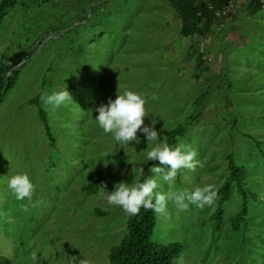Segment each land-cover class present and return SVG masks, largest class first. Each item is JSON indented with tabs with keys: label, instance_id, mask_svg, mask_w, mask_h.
Here are the masks:
<instances>
[{
	"label": "rangeland",
	"instance_id": "obj_1",
	"mask_svg": "<svg viewBox=\"0 0 264 264\" xmlns=\"http://www.w3.org/2000/svg\"><path fill=\"white\" fill-rule=\"evenodd\" d=\"M247 1L233 0L208 32L192 37L182 34L168 0H93L89 7L88 0H15L0 23V57L20 59L18 78L0 102V256L12 264H108L129 215L109 206L100 188L150 177L158 162L140 164L151 147L141 133L139 143L116 145L89 109L130 89L145 98L144 124L155 123L158 138L186 124L176 144L195 149L200 162L179 169L172 183L157 178V191L205 184L218 190L231 155L253 194L236 232L229 224L239 209L234 183L218 230L210 220L218 196L203 209L181 211L168 202L152 242L182 245L172 264H264V0L254 16ZM63 87L72 101L55 110L42 103V93ZM201 93L206 99L194 105ZM102 158L116 165L105 167ZM90 171L103 179L87 196ZM20 172L34 184L31 202L15 201L6 187Z\"/></svg>",
	"mask_w": 264,
	"mask_h": 264
},
{
	"label": "clouds",
	"instance_id": "obj_2",
	"mask_svg": "<svg viewBox=\"0 0 264 264\" xmlns=\"http://www.w3.org/2000/svg\"><path fill=\"white\" fill-rule=\"evenodd\" d=\"M40 99L45 106H50L53 110L72 101L65 87L50 93H42ZM145 104L146 100L140 93L125 89L122 93H117L114 99L109 97L106 103L101 102L89 109L91 115L92 112L96 113L93 118L96 127L104 134L110 135L116 145L128 146L129 142L139 143L137 133H141L147 145L150 144L151 147L143 152L140 164H148L149 161L158 162L149 166V171L153 174L150 177H145L143 180L137 179L130 183L120 181L114 184L113 190L110 192L100 188L102 194L106 195L107 204L119 207L129 216L137 215L141 208L162 213L168 202L181 211L187 210L190 205L200 209L213 205L217 199V190L212 184L197 186L191 191L187 189L157 191L159 187L157 178L165 183H172L179 169L195 170L197 166H200V162L196 159L195 149L183 143L172 147L158 138V130L152 126L155 123L144 124V118L148 115ZM100 160H103L105 167L109 164L116 165L115 160L104 158ZM138 176H144V169L140 166ZM101 177L103 179V176ZM89 181L90 178H88V183ZM6 187L15 201H32L34 184L27 172L11 175L7 180ZM20 208L26 211L23 203L20 204ZM2 258L9 260L5 257ZM32 259L33 261L37 260V255L33 254Z\"/></svg>",
	"mask_w": 264,
	"mask_h": 264
},
{
	"label": "trees",
	"instance_id": "obj_3",
	"mask_svg": "<svg viewBox=\"0 0 264 264\" xmlns=\"http://www.w3.org/2000/svg\"><path fill=\"white\" fill-rule=\"evenodd\" d=\"M93 0H88V7ZM233 0H168L169 5L173 9L176 17L182 23V34L194 37L199 33H206L211 28V23L215 20L216 13L225 15L226 9L230 7ZM15 0H2L0 2V23L7 14L14 8ZM106 3H99L90 7L89 13L93 15ZM248 13L252 16L262 10L261 0L247 1ZM222 16V17H223ZM204 53L197 55V69L201 68ZM19 60L5 61L4 57H0V102L3 95L11 89L19 75ZM20 65V64H19ZM230 86V85H229ZM206 99V95L201 93L194 100V105H201ZM38 97L30 102L35 103ZM41 122L45 125L46 132L49 135V129L46 124V115L39 110ZM187 123V122H186ZM186 124L176 126L164 133V140L170 146H176V139L183 135ZM141 137L143 135L141 134ZM52 140V138H51ZM228 174L226 175L222 185L217 190V208L210 216V220L215 224V230H218L222 222V206L228 198L230 186L235 184V194L239 199V209L229 224L231 230L236 232L240 228V224H245V217L248 214V201L253 199V194L243 188L245 168L237 166L231 155L227 156ZM90 181L82 187L86 195L97 192L98 183L102 177L97 173L90 171ZM141 180V179H140ZM158 220L157 213L152 210L141 208L140 212L135 216H129L126 220V235L120 244L111 248L108 254V264H172L178 258L182 251V245L179 243L159 244L152 242L151 238ZM0 264H12L11 261L0 257Z\"/></svg>",
	"mask_w": 264,
	"mask_h": 264
}]
</instances>
